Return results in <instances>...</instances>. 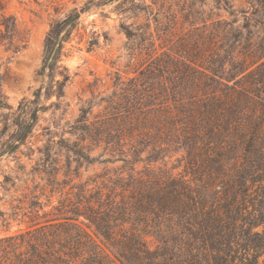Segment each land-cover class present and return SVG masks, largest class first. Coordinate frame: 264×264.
<instances>
[{
    "label": "trees",
    "instance_id": "trees-1",
    "mask_svg": "<svg viewBox=\"0 0 264 264\" xmlns=\"http://www.w3.org/2000/svg\"><path fill=\"white\" fill-rule=\"evenodd\" d=\"M92 5L88 1L51 25L41 74L59 61L63 43ZM249 6L251 12H230L228 38L206 55L205 68L192 59L190 65L170 57L150 62L142 77L130 82L123 111L88 126L82 111L76 121L82 138L123 144L115 149L123 163L135 164L146 152L150 165L181 148L184 174L153 169L143 176L131 169L135 175L126 178L100 177L88 194H64L42 222L41 207L35 206L27 229L0 238V264H257L264 254V0ZM237 13L244 14V22L233 27ZM20 42L15 20L0 0V45ZM154 72L169 78L149 80ZM2 81L0 74V108H7ZM148 236L154 237L153 246Z\"/></svg>",
    "mask_w": 264,
    "mask_h": 264
},
{
    "label": "rangeland",
    "instance_id": "rangeland-1",
    "mask_svg": "<svg viewBox=\"0 0 264 264\" xmlns=\"http://www.w3.org/2000/svg\"><path fill=\"white\" fill-rule=\"evenodd\" d=\"M1 1L23 42L16 47L0 45L1 89L8 105L0 108V238L27 229L35 206L41 207L42 222L43 213H50L64 194L74 196L81 190L88 194L100 177L126 178L135 175L131 169L143 176L153 169L183 175V149L174 147L150 165L146 152L135 164L123 163L115 151L123 144L110 138H82L76 121L82 111L87 126L123 111L130 82L142 77L150 62L159 64L170 57L190 65L192 59L205 68L206 55L228 38L230 12H251L249 5L255 0H134V5L132 0ZM88 1L93 5L80 15L63 43L59 61L41 74L51 25ZM235 16L233 27L242 25L244 14ZM238 45L232 43L237 50ZM168 78L158 72L148 75L149 80ZM75 153L88 157V162ZM106 159L110 161L103 162ZM146 238L153 246L154 237ZM257 264H264V254Z\"/></svg>",
    "mask_w": 264,
    "mask_h": 264
},
{
    "label": "water",
    "instance_id": "water-1",
    "mask_svg": "<svg viewBox=\"0 0 264 264\" xmlns=\"http://www.w3.org/2000/svg\"><path fill=\"white\" fill-rule=\"evenodd\" d=\"M69 28H70V24H68V25L63 29V31L61 32V34H60V36H59V38H58V42L55 44V46H54V48H53V50H52V52H51V54H50V57H49V59H48V63H49V62L52 60V58L54 57V55H55V53H56V51H57V48H58V46H59V43L61 42V40H62L64 34L69 30Z\"/></svg>",
    "mask_w": 264,
    "mask_h": 264
}]
</instances>
